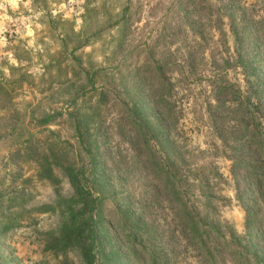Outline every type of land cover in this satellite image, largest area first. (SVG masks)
Segmentation results:
<instances>
[{
    "label": "rangeland",
    "instance_id": "1",
    "mask_svg": "<svg viewBox=\"0 0 264 264\" xmlns=\"http://www.w3.org/2000/svg\"><path fill=\"white\" fill-rule=\"evenodd\" d=\"M235 37L264 67V0H0V264H85L77 249H44L63 217L50 207L73 189L39 161L50 146L77 156L72 115L92 113L100 90L98 144L119 186L102 216L122 260L264 264V140L252 133L264 95L252 114L239 108ZM140 91L149 119L180 141L175 182L136 133ZM46 115L55 119L39 126Z\"/></svg>",
    "mask_w": 264,
    "mask_h": 264
},
{
    "label": "trees",
    "instance_id": "2",
    "mask_svg": "<svg viewBox=\"0 0 264 264\" xmlns=\"http://www.w3.org/2000/svg\"><path fill=\"white\" fill-rule=\"evenodd\" d=\"M231 14L232 11H231ZM232 27L233 32V25ZM236 55L233 59L235 67L240 68L244 76L246 91H238L239 108L244 111L257 107L264 95V82L260 75L264 67H256V59L252 56H245L241 38L235 37ZM93 76V75H92ZM92 76L87 82L93 87ZM105 94L102 90L97 93V99L90 108L92 113L77 111L72 115L75 136L79 144V152L72 159L66 158L64 154H58L53 147H48L39 166L43 169L46 178L53 179L52 169L59 167L65 173L72 189L73 194L68 198L59 197L54 206L50 208L57 210L62 215V221L58 230L48 233L49 237L44 244L45 250L54 253H65L70 249H77L85 264H133L125 262L121 258L114 245L111 243V236L107 233L102 216V207L106 198L116 202V191L119 186L110 183L112 176L116 175L112 169L103 166L101 154L105 151L100 148L98 140L103 136L101 120L94 117L98 114L99 107L104 102ZM156 102H166L163 97H158ZM144 94L140 91L134 97L132 112L133 124L136 133L143 136V139L157 145L161 152L160 162L166 174V180L175 182V173H178L179 166L177 160L183 156L176 144L179 143L178 137L174 135L169 138L165 136L164 127L158 121L149 119L148 105L144 103ZM143 104L142 109L139 104ZM99 116V115H97ZM253 119H258V123L253 126V138L264 140V118L252 114ZM55 119V115H46L38 121L39 126L49 125ZM112 159V153H109ZM120 179V178H119ZM247 210L248 217L245 221V230L249 235L257 226L253 214ZM127 208L124 209L122 216L124 223L129 228H136L137 225L127 215ZM259 260V264H260Z\"/></svg>",
    "mask_w": 264,
    "mask_h": 264
},
{
    "label": "clouds",
    "instance_id": "3",
    "mask_svg": "<svg viewBox=\"0 0 264 264\" xmlns=\"http://www.w3.org/2000/svg\"><path fill=\"white\" fill-rule=\"evenodd\" d=\"M13 7H15V5H13Z\"/></svg>",
    "mask_w": 264,
    "mask_h": 264
}]
</instances>
